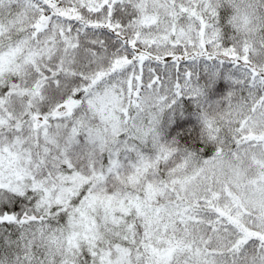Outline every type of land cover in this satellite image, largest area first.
I'll list each match as a JSON object with an SVG mask.
<instances>
[{"label": "trees", "instance_id": "16d2710c", "mask_svg": "<svg viewBox=\"0 0 264 264\" xmlns=\"http://www.w3.org/2000/svg\"><path fill=\"white\" fill-rule=\"evenodd\" d=\"M9 52L0 264H264V0H0Z\"/></svg>", "mask_w": 264, "mask_h": 264}, {"label": "rangeland", "instance_id": "374dc122", "mask_svg": "<svg viewBox=\"0 0 264 264\" xmlns=\"http://www.w3.org/2000/svg\"><path fill=\"white\" fill-rule=\"evenodd\" d=\"M153 1H155V0H153ZM152 26H154V28L159 30V31L164 30V27L158 26V24H156V23H152ZM175 44H176V46H178L179 42H175L174 46H175ZM7 55H9V56H7ZM8 62L9 63L12 62V53L11 52H9V54L8 53L7 54L6 53H0V70L5 69L6 63H8ZM247 73L249 74V72H247ZM110 98H111L110 96L101 97L100 108H101L103 114H106L107 108L110 107V106L108 107V104H110L112 101ZM65 104H66L65 106L61 107L60 109H58L56 111V113H55L56 115L69 114V112L71 111L75 102L71 101V102H66ZM116 105H117V103L113 104L114 107ZM44 119H45V117H43L42 120H44ZM43 122H45V121H43ZM14 144H16V145L11 149L5 147L4 145L0 149V187L2 186L3 188H6L8 190L10 189L12 191H19L23 187L26 186L25 177L27 176V172L25 171V169H23L24 167L21 166L23 164L20 163V161L22 162L23 159H22V153L20 151H17V149L19 147L18 146L19 141L14 142ZM20 170H22V172ZM245 172H246L247 178L244 180V184L248 180H253L255 177H259V175L261 174L260 171L256 172V169L254 168V165L252 162H251L250 167L245 169ZM242 186L238 187L236 190H238ZM243 190H244V194L239 199V202H241V203H244V201L247 202V199L243 198V197L247 196V193L249 194L250 192H252V193L255 192L256 194H260L257 191L255 186H252L251 188H243ZM48 191H50V190L47 189L46 194H49ZM256 199H257V203L263 202L262 198H256ZM162 212L163 211L159 212V216L157 218H159L161 216ZM71 229H70V231L73 233V237L76 241L77 237L80 236V233L82 231V225L79 224L77 227H76V224L71 225ZM150 257H152L150 264H167L168 263L167 257L162 255V254H158L155 257H153L151 255Z\"/></svg>", "mask_w": 264, "mask_h": 264}]
</instances>
